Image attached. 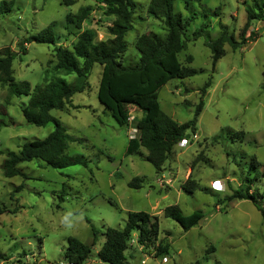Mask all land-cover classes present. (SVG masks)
Returning <instances> with one entry per match:
<instances>
[{
	"label": "rangeland",
	"instance_id": "374dc122",
	"mask_svg": "<svg viewBox=\"0 0 264 264\" xmlns=\"http://www.w3.org/2000/svg\"><path fill=\"white\" fill-rule=\"evenodd\" d=\"M5 1L12 2V7L0 16V49L19 52L20 41L51 23L56 45L70 48L75 38L66 33L65 16L85 7L90 15L82 30L92 31L97 42L111 37L108 28L113 18L103 15L91 0H75L69 7L60 0ZM149 1L136 0L132 29L125 36L128 49L121 57L124 66L138 61L134 48L138 36L163 34L162 24L147 13ZM251 7V0H202L199 4L175 0L174 13L190 20L184 35L186 49L178 59L183 67L198 73L164 85L158 93L160 109L178 124L185 123L193 118L200 89L208 81L210 86L202 97L195 133L188 132L185 146L178 143L174 147L158 173L144 160L142 148L124 157L127 141L138 136L141 111L128 106V126L114 122L97 100L100 65L93 66L87 79H80L51 69V45H26L27 53L13 61L16 81H26L34 88L62 79L74 88L83 87L51 115L74 140L67 153L83 155L88 164L56 170L40 161L22 163L19 168L26 179H5L0 169V264H68L63 253L69 237L92 246L90 225L100 234L107 228L121 229L131 212L157 216L160 234L155 246L167 244L168 251L158 255L155 248L139 246L134 233L124 253L127 264H264L260 211L249 200H226L250 173L252 178L256 176L251 191L262 196L258 205L264 210V20L250 23L245 38L252 33L254 40L236 50L225 44L224 55L213 68L205 46L219 36L220 26L240 41L246 10ZM199 28L202 33L195 39L193 34ZM6 95V88L0 85V103ZM28 100L27 96L12 97L7 107L8 126L0 130V165L6 152L18 153L25 142L42 140L54 130L53 123L44 127L26 123L21 106ZM240 132L242 139L236 135ZM253 158L260 166L251 167ZM135 177L142 180L139 189L127 186ZM187 179L194 180L199 190L183 191ZM215 182H219L218 191ZM171 205H177L184 216L201 210L202 219L184 232L163 216L164 208ZM104 239L98 236L84 264H102L96 254Z\"/></svg>",
	"mask_w": 264,
	"mask_h": 264
},
{
	"label": "trees",
	"instance_id": "16d2710c",
	"mask_svg": "<svg viewBox=\"0 0 264 264\" xmlns=\"http://www.w3.org/2000/svg\"><path fill=\"white\" fill-rule=\"evenodd\" d=\"M64 6H72L75 0H60ZM86 1V0H84ZM98 6L103 15L112 17L113 21L108 28L110 38L104 41H95L90 30H82L84 21L90 15L88 7L79 8L75 13L65 16V30L68 36L75 38L70 48L56 45L53 35L54 23L49 24L37 35H32L19 42V52H14L9 47L0 49V85L5 87L7 95L0 103V130L8 126L7 107L12 97L27 96L29 100L21 106L22 115L27 124L35 127H44L49 123L54 124V130L44 139H34L25 142L18 153L6 152V157L0 165L2 176L5 179L20 176L26 179L19 165L32 161H40L45 166L61 170L71 166L86 167L88 159L80 154L67 153L68 144L73 142L61 123L51 115L53 110H61L75 93H81L83 87L74 88L64 80L58 79L42 86L31 88L26 81H16L14 78L13 61L18 55L27 53L26 45L31 42L48 44L53 47L52 60L48 65L55 72L66 75H76L77 78L87 79L95 64L101 66V76L97 90V100L110 114L114 122L120 127L128 126V106H134L141 111V117L136 124L138 136L130 138L124 151V157L135 155L142 148L146 152L145 161L158 173L174 147L181 141L187 140L188 132L196 131L197 117L203 108V95L209 88L208 81L200 89V101L195 107L193 118L185 123L178 124L166 115L159 106L158 93L170 80H184L195 76L198 72L193 68L183 67L178 55L186 49L184 35L187 31L186 21L180 14H175L173 5L175 0H150L147 13L162 24L163 34L148 32L137 37L134 48L139 56L134 66H124L121 62L122 55L127 51L126 34L132 29V20L137 7L136 0H91ZM201 3L202 0H193ZM252 7L246 10V21L240 34V41L226 31L225 26H220V34L214 40L205 42L211 53L212 68L224 55V45L236 50L247 41L254 40L255 34L250 33L245 38L253 20H264V0H251ZM12 2L0 1V16L11 11ZM219 10V9H218ZM216 14V12H213ZM202 30L197 29L193 37L197 39ZM191 59V58H189ZM241 139L243 132L237 133ZM2 153L0 152V155ZM260 164L253 158L251 167ZM256 177V176H255ZM248 173L239 188L235 189L226 200L252 201L264 218V210L258 205L262 196L256 191H251L254 178ZM142 180L138 177L131 179L127 186L132 189L141 188ZM23 188L20 185L16 192ZM183 191L193 193L199 190L194 180L187 179L182 185ZM62 200V198H61ZM3 211L0 210V215ZM163 216L174 221L187 232L198 225L202 219L201 210H196L189 215H182L177 205L167 206ZM92 232V246L99 235L105 237L96 257L102 264H127L125 251L129 247L132 234L136 233V243L143 248H155L156 253L166 254L167 244L155 246L160 234L157 216L146 212L128 213L123 228H107L100 234L90 225ZM63 257L68 264H84L92 255V246L69 237Z\"/></svg>",
	"mask_w": 264,
	"mask_h": 264
},
{
	"label": "built area",
	"instance_id": "2783aa9c",
	"mask_svg": "<svg viewBox=\"0 0 264 264\" xmlns=\"http://www.w3.org/2000/svg\"><path fill=\"white\" fill-rule=\"evenodd\" d=\"M186 144H187V140H181V141L179 142V145H180V146H185ZM216 183L219 185V182H215L214 185H216ZM213 187H214V189L217 190V191L220 190L219 187H216V188H215V186H213Z\"/></svg>",
	"mask_w": 264,
	"mask_h": 264
},
{
	"label": "snow or ice",
	"instance_id": "6c2138e0",
	"mask_svg": "<svg viewBox=\"0 0 264 264\" xmlns=\"http://www.w3.org/2000/svg\"><path fill=\"white\" fill-rule=\"evenodd\" d=\"M219 185H217V187H218Z\"/></svg>",
	"mask_w": 264,
	"mask_h": 264
}]
</instances>
